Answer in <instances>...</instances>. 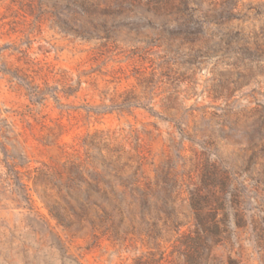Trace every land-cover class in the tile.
I'll return each instance as SVG.
<instances>
[{
    "label": "rangeland",
    "instance_id": "374dc122",
    "mask_svg": "<svg viewBox=\"0 0 264 264\" xmlns=\"http://www.w3.org/2000/svg\"><path fill=\"white\" fill-rule=\"evenodd\" d=\"M197 214L264 264V0H0V264L188 263Z\"/></svg>",
    "mask_w": 264,
    "mask_h": 264
},
{
    "label": "trees",
    "instance_id": "16d2710c",
    "mask_svg": "<svg viewBox=\"0 0 264 264\" xmlns=\"http://www.w3.org/2000/svg\"><path fill=\"white\" fill-rule=\"evenodd\" d=\"M19 180H22V178L19 176ZM49 206V210L51 212V214L58 218L60 221H63L62 219H64V216H61L63 214H61L62 210L66 213H68V208L65 207L63 204H61L60 202H57V205L53 204H48ZM196 211L200 210V205L196 204L195 206ZM66 216V215H65ZM170 222L172 223H176L175 219L173 218H168ZM217 222L215 221L214 217H210V218H205V217H201L199 214L196 215V232L197 235L196 236H187L186 239V243L190 246L189 250L187 251L186 257H187V262L188 263H183V264H202V252L199 249V246L201 245H207L209 239H210V235H207L204 237L201 234V231L204 230H208L211 231V233L213 232V227L216 226ZM133 264H149V261L144 259L143 257H138L135 259Z\"/></svg>",
    "mask_w": 264,
    "mask_h": 264
}]
</instances>
